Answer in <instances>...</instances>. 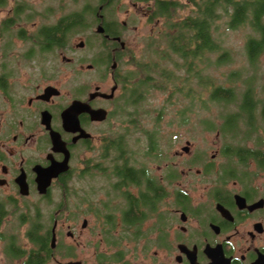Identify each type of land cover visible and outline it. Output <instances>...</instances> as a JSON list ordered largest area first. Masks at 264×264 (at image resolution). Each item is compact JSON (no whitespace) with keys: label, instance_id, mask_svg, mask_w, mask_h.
Here are the masks:
<instances>
[{"label":"flooded vegetation","instance_id":"af4514ba","mask_svg":"<svg viewBox=\"0 0 264 264\" xmlns=\"http://www.w3.org/2000/svg\"><path fill=\"white\" fill-rule=\"evenodd\" d=\"M5 3L0 0V12L6 10L0 19V227L6 211L18 209L21 200L31 197L47 204L57 192L65 197L71 181H76L74 190L69 187L71 193L84 194L82 202L87 199L67 220L61 219L65 210L59 203L49 222L42 220L38 204L31 206L35 213L22 218L27 223L25 246L17 234H0L6 263L30 264L36 251L38 264H264V99L251 96L254 111L246 118L235 116L230 132L216 129L212 152L193 154L190 141H185L182 150L193 158L182 175L177 174L176 188L174 170L163 184L150 175V168L129 162L122 154L108 186L88 185L84 180L92 171L109 170L104 163H109L108 144L121 143L120 137L105 138L106 127H99L108 124L110 116L123 120L133 86L128 80L132 70H122L125 62L117 60L119 53L123 61L127 48L123 27L118 21L105 23L100 4L93 36L107 52L91 63L76 64L78 59L62 50L60 68L50 58H57V48L66 47L69 33L85 26V17L80 25L71 22L64 32L66 41L47 46V37L61 36H47V27L57 26L66 16L46 23L45 10L18 1L3 7ZM99 25L102 32L96 31ZM111 28L121 33L111 35ZM26 42V48L15 49ZM80 43L76 47L85 48L89 41ZM78 70L92 72L96 80L78 84ZM262 93L264 98V86ZM259 103L262 111L255 113ZM99 109L105 117L94 119L90 110ZM54 142L61 149H55ZM95 148L101 161L93 163L95 156L89 152ZM121 148L125 153L123 144ZM65 158L68 168L60 171L57 165L61 167ZM47 176L49 185L40 193L38 179ZM46 232L47 241L33 240Z\"/></svg>","mask_w":264,"mask_h":264},{"label":"rangeland","instance_id":"374dc122","mask_svg":"<svg viewBox=\"0 0 264 264\" xmlns=\"http://www.w3.org/2000/svg\"><path fill=\"white\" fill-rule=\"evenodd\" d=\"M16 1L20 4L24 3L34 10H45L46 23H54L61 16L64 17L67 16L66 14L76 12V10H82L85 6L91 10L90 13L84 14L85 26H82V28L77 27L75 32L69 33L66 47L57 48V58H50L52 64L60 66V68L63 65L62 61H60V54L62 53L68 52V56H74L78 59L76 64H80L81 60H85V63H91V60L95 61L94 59L99 57L102 52H107L100 48L99 39L93 36L95 12L100 4H103V8L98 11L103 14L104 22L111 23L118 21L119 25L123 27L122 39L125 41L127 48L123 51V62L125 63L120 66L122 70L134 71L139 69L138 65L137 67L135 66V62L145 61L143 59L148 58V56L156 58L153 52H158L165 47V41L162 35L163 18L157 20V22L156 19H152L151 21L149 19L153 11L151 8L154 0H110L111 3H108L106 0L103 2L101 0H6L3 7H8ZM5 12L6 10L0 12V19L2 16H5ZM184 12H187V9L182 11L181 14ZM227 20L228 18L226 16H221L217 22V27H214L213 31L216 30L217 35L220 37V42L228 49L230 60L220 65L213 64L204 74L207 78L213 79L216 85H233L235 94L237 95L236 97L238 98H240L239 96L246 88L247 83V87L250 86L252 90V97L256 96L262 100L264 99L262 98L264 86V53L260 54L253 63H250L247 59L244 46L246 37L248 35H255V33L247 25L240 26L236 29H229L226 25ZM123 21L126 22L125 25L122 24ZM26 27L28 28V32L32 30L31 23ZM81 40H88V46L85 48L76 47ZM151 43L154 45H151ZM27 44L28 42L19 43L15 45V49H24L27 47ZM155 48L158 50H155ZM71 52H74V54ZM127 53L132 58L130 64L127 63V60L130 59ZM210 56L214 60L217 54H211ZM69 70L67 68V71ZM232 71H240L241 78L245 79L246 82L238 77L235 78V81L230 82L229 78H231L230 73ZM145 77V73L140 72L136 78L132 79V83L144 80ZM154 78L153 83L161 82L160 77L154 75ZM77 80L78 84H81L86 80H89V82L95 81L96 78L92 72L84 73L78 70ZM106 81L109 85L111 84L109 80ZM92 84L89 83L90 86ZM174 84L173 82H165L167 89L165 88L163 91L157 88L149 92H146L148 88L144 91L141 90V95L134 96L133 99L135 102H131L127 106V110L133 113V116L124 115V117L120 118L123 119L121 121L117 117L110 116L108 124L99 127L100 129L106 127L105 138L118 140L116 138L120 137L121 143L119 145L123 144L125 153H122L123 147L119 150H111L109 143L108 148H106L109 163L104 162L109 169L104 173L107 175L92 171V176H87L89 180L87 181V178L84 180L86 184L91 185L94 182L98 185L108 186L107 182L110 178H112V181L114 180L112 167L113 165L117 166V164H121L119 155L122 154L125 155V160L127 161H138L142 166L148 167V169L150 168V175L160 181L162 180L163 184L166 183L164 179L166 175L171 170H174L175 177L172 178V184L176 188L177 181L180 178L176 179L177 174L179 173V176H181V171L187 166L185 164L193 158L185 154L182 150L185 141H190L189 149L193 154L197 152L202 155L203 151L212 152L217 129L211 130L212 124L213 126H219L224 120L220 111L224 109L228 112L234 111L235 104L233 103L226 107L220 106L218 102L209 99V88L207 86L204 88L203 85L200 86L195 81L190 83L191 91L189 94L191 92L192 94H188V97L181 96L180 93L175 92ZM183 84L186 87L190 86L189 80H185ZM76 90H79V87ZM252 111H254V105ZM260 111H262V107L259 103L255 109V113H260ZM184 117L186 120L185 123L182 121ZM256 118L259 122L261 121L259 115ZM148 132H151V135H154V140L158 142L156 144L157 147L154 148L152 153L149 152L148 147V143L150 142ZM91 154L95 156L93 163L101 161L99 160L101 158L98 156L97 148L90 151L89 155ZM78 163L79 158L74 161V166H78ZM75 182L71 181L68 183L65 197H63L61 192H57L50 198L47 204L44 203V200L30 197L26 200H21L17 205L18 209L12 211L11 206H7L9 204L7 203L6 207L8 209L11 208V210L6 211V215L4 214L5 217H3L4 220L0 227V234H17L19 236V242L22 241L20 244L25 246V238L22 236L27 227V223L22 222V218L26 215L34 214L35 210L31 206H36V204H38L40 209L39 213L45 222H49V216L54 214L57 203L65 210L61 214V219H73V214H75L77 207L81 205L80 203L86 204L87 202V199L86 201L83 200V202L80 201L81 196L85 197L84 194L80 192L76 193V191L71 193L70 190H74L76 187ZM67 223L71 224V222ZM3 245L4 241L0 239V264H7V258L3 253Z\"/></svg>","mask_w":264,"mask_h":264},{"label":"trees","instance_id":"16d2710c","mask_svg":"<svg viewBox=\"0 0 264 264\" xmlns=\"http://www.w3.org/2000/svg\"><path fill=\"white\" fill-rule=\"evenodd\" d=\"M85 7L82 10L69 13L58 22L57 26L47 27L45 31L47 36L51 33H61V36H55L56 38L53 36L47 37V46L49 43L62 44L66 41L64 32L69 30V26H72L75 21L77 25H80V18L84 17L85 13L91 12L89 7ZM186 9L187 12L181 14ZM221 16L228 18L226 25L229 29L247 25L255 33V35L246 37L244 46L247 59L250 63H253L260 54L264 53V0L154 1L152 15L149 19L151 21L155 18H163L162 35L165 47L158 52H153L156 58L148 56V58L143 59L145 61L135 62V66L138 65L139 69L128 72V80L136 78L140 72H144L146 77L144 80L133 83L130 95L125 101L124 115L133 116V113L127 110V106L131 102H135L133 98L135 95H141V90L144 91L148 88L146 92H149L157 88L163 91L166 88L165 82H173V84L175 83V92L180 93L181 96H187L191 91L190 83L193 81L200 86L203 85L204 88L207 86L210 92L209 99L218 102L220 106L226 107L233 103L238 106V110L235 112L221 110L223 123L220 126H213L212 124L211 128H217L224 133L230 132L233 129L232 120L235 116L241 114L242 117L246 118L247 114L251 113L254 103L251 99L252 90L250 86L247 87V83L246 88L238 98L233 85H216L213 79L207 78L204 74L213 64L220 65L230 60L228 49L220 42L216 30L213 31V28L217 27V22ZM67 23L68 25H66ZM109 31L111 35L121 33L119 30H112V28ZM151 45L154 44L151 43ZM155 50L158 49L155 48ZM211 54H217L214 60L210 56ZM117 60L120 64L123 63L119 53H117ZM154 75L160 77L161 82L153 83ZM230 77V82L235 81L236 77L241 78V73L240 71H232ZM162 79L164 82H162ZM185 80H189V87L184 86L183 82ZM243 80L246 82L245 79ZM237 101L241 102L237 104ZM182 121L184 122L185 119L182 118ZM148 136L150 141L148 143L149 152L152 153L158 142L154 140V135L152 136L151 132H148ZM119 146L121 145L111 144L109 148L119 150ZM0 215L2 214L0 213ZM43 236L42 238L34 237L33 240L35 242L37 240L47 241V232ZM30 258V264H38L36 251L31 253Z\"/></svg>","mask_w":264,"mask_h":264},{"label":"water","instance_id":"95a60500","mask_svg":"<svg viewBox=\"0 0 264 264\" xmlns=\"http://www.w3.org/2000/svg\"><path fill=\"white\" fill-rule=\"evenodd\" d=\"M96 31L97 32H102L103 31V27L101 25L97 26ZM116 39L119 40V38H116ZM81 45H82V43L78 44V46H81ZM116 64H117L116 61H113L112 67H115ZM110 96H112V94L109 95V97ZM82 108H84V107H82ZM90 113H91V115L93 116L94 119H103L105 117V114H106L105 111L101 110V109H99V110H90ZM54 144H55V149H61L57 142H54ZM67 160H68V158L64 159V161L61 163V167H59V165H57L58 169L59 170L61 169L60 171H64V170H66L68 168ZM48 185H49L48 176L45 177V178L44 177H40L38 179V190H39L40 193H44L46 191V188H47ZM52 240L54 241V238ZM68 264H73V263H68Z\"/></svg>","mask_w":264,"mask_h":264}]
</instances>
